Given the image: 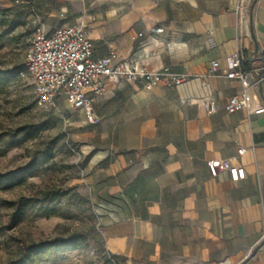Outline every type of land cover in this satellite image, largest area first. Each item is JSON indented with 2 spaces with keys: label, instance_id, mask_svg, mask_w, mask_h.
Masks as SVG:
<instances>
[{
  "label": "crops",
  "instance_id": "obj_1",
  "mask_svg": "<svg viewBox=\"0 0 264 264\" xmlns=\"http://www.w3.org/2000/svg\"><path fill=\"white\" fill-rule=\"evenodd\" d=\"M75 3L93 13L91 29L83 15L62 25H84L96 57L138 51L148 70L169 66L190 75L170 87L107 81L93 123L71 109L91 171L89 191L80 192L100 207L106 251L118 264H264V84L249 89V111L225 110L241 92L225 77L226 58L249 56L254 79L264 65V0L252 1L243 25L238 0ZM214 60L220 66L210 73ZM207 95L216 99L212 114ZM232 157L243 179L210 174L208 161Z\"/></svg>",
  "mask_w": 264,
  "mask_h": 264
},
{
  "label": "rangeland",
  "instance_id": "obj_2",
  "mask_svg": "<svg viewBox=\"0 0 264 264\" xmlns=\"http://www.w3.org/2000/svg\"><path fill=\"white\" fill-rule=\"evenodd\" d=\"M89 14L75 0H0V264L18 259L30 243L72 236L78 237V248L54 246L30 256L28 264H118L99 231V205L80 192L89 191L91 171L76 140L78 126L35 104L24 66L37 24L62 25L83 15L91 29ZM60 107L73 116L68 103ZM46 194L47 202L29 204L20 221L11 223L15 203Z\"/></svg>",
  "mask_w": 264,
  "mask_h": 264
},
{
  "label": "built area",
  "instance_id": "obj_3",
  "mask_svg": "<svg viewBox=\"0 0 264 264\" xmlns=\"http://www.w3.org/2000/svg\"><path fill=\"white\" fill-rule=\"evenodd\" d=\"M252 1L238 0L236 11L242 25L248 20ZM141 36L142 33H137L132 39ZM94 53L95 45L84 25H60L48 30L45 23L37 24L24 55L25 73L33 83L35 104L55 110L60 119L69 124L72 116L61 110L59 101L63 99L73 112L83 113L86 123H93V103L104 96L107 81L138 82L152 88L176 86L190 79L189 74L174 72L169 66L148 70L138 51L128 57H122L116 50L101 57H96ZM250 62L251 58L240 51L226 58L225 77L237 80L241 86L240 93L228 98L225 104L227 113H233L239 108L249 111V89L264 84V65L255 71L257 76L254 79ZM219 66L218 61H212L209 72H215ZM202 100L208 114L217 110L213 95L204 96ZM244 151L245 149L239 148L237 154L242 155ZM234 161L233 157L220 161L210 160L207 166L213 177L220 171H227L230 180L238 182L244 178L245 171L243 166ZM109 258L113 262L117 261L111 254Z\"/></svg>",
  "mask_w": 264,
  "mask_h": 264
},
{
  "label": "trees",
  "instance_id": "obj_4",
  "mask_svg": "<svg viewBox=\"0 0 264 264\" xmlns=\"http://www.w3.org/2000/svg\"><path fill=\"white\" fill-rule=\"evenodd\" d=\"M47 202V194L44 197H33V198H23L17 203H15L14 211L11 214L10 221L12 224H15L20 221V219L25 215L27 207L29 204L36 203V202ZM50 214L56 212L55 209H50ZM79 239L78 237H70L66 240L61 242L57 241H42L36 243H30L25 246L18 259L12 260L9 264H28L29 258L32 255H40L45 253L49 248L58 246L60 250H74L79 247Z\"/></svg>",
  "mask_w": 264,
  "mask_h": 264
},
{
  "label": "water",
  "instance_id": "obj_5",
  "mask_svg": "<svg viewBox=\"0 0 264 264\" xmlns=\"http://www.w3.org/2000/svg\"><path fill=\"white\" fill-rule=\"evenodd\" d=\"M256 52H258V47L256 49ZM260 89H262V84L259 85ZM263 96V95H262Z\"/></svg>",
  "mask_w": 264,
  "mask_h": 264
}]
</instances>
